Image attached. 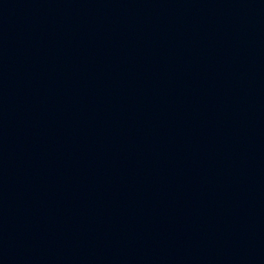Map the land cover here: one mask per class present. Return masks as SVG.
Listing matches in <instances>:
<instances>
[{"label":"water","instance_id":"water-1","mask_svg":"<svg viewBox=\"0 0 264 264\" xmlns=\"http://www.w3.org/2000/svg\"><path fill=\"white\" fill-rule=\"evenodd\" d=\"M0 264H264V0H0Z\"/></svg>","mask_w":264,"mask_h":264}]
</instances>
